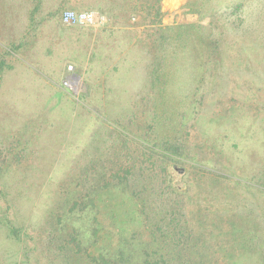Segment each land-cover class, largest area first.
Instances as JSON below:
<instances>
[{"label":"rangeland","instance_id":"obj_1","mask_svg":"<svg viewBox=\"0 0 264 264\" xmlns=\"http://www.w3.org/2000/svg\"><path fill=\"white\" fill-rule=\"evenodd\" d=\"M135 261L264 264V0H0V264Z\"/></svg>","mask_w":264,"mask_h":264},{"label":"built area","instance_id":"obj_2","mask_svg":"<svg viewBox=\"0 0 264 264\" xmlns=\"http://www.w3.org/2000/svg\"><path fill=\"white\" fill-rule=\"evenodd\" d=\"M61 22L65 25L98 28L106 23L105 16L95 10H72L67 9L61 16ZM64 84H68L67 81Z\"/></svg>","mask_w":264,"mask_h":264},{"label":"trees","instance_id":"obj_3","mask_svg":"<svg viewBox=\"0 0 264 264\" xmlns=\"http://www.w3.org/2000/svg\"><path fill=\"white\" fill-rule=\"evenodd\" d=\"M9 232H10L12 235L15 236L16 230H15L14 227H12L11 229H9ZM123 252H125L124 249H123ZM120 253L123 255V253H122L120 250H118L117 255L120 254ZM101 259H102V258H101ZM103 262H106V261H103ZM103 264H105V263H103ZM128 264H157V262L154 261V262H152V263H148L147 261H145V262H144V261H140V262L135 261V262H128Z\"/></svg>","mask_w":264,"mask_h":264}]
</instances>
